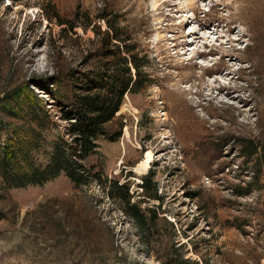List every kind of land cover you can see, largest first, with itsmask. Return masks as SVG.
Segmentation results:
<instances>
[{
	"label": "rangeland",
	"instance_id": "obj_1",
	"mask_svg": "<svg viewBox=\"0 0 264 264\" xmlns=\"http://www.w3.org/2000/svg\"><path fill=\"white\" fill-rule=\"evenodd\" d=\"M143 1L0 0V105L13 93L36 94L56 114L48 89L56 77L96 63L92 25L106 28L103 13L117 16L150 60V84L126 94L110 126L121 125V136L100 140L84 161L92 180L75 187L62 174L12 189L0 180L8 217L0 221V264H264L262 19L236 0H193L192 7L171 0L159 8ZM223 52L229 68L216 64ZM217 78L231 93L215 91L211 100L207 83ZM181 96L196 118L179 119L173 100ZM250 145L259 147L252 158ZM36 156L45 163L46 154ZM145 175L160 199L143 195ZM113 179L154 209L149 230L108 196Z\"/></svg>",
	"mask_w": 264,
	"mask_h": 264
},
{
	"label": "trees",
	"instance_id": "obj_2",
	"mask_svg": "<svg viewBox=\"0 0 264 264\" xmlns=\"http://www.w3.org/2000/svg\"><path fill=\"white\" fill-rule=\"evenodd\" d=\"M98 18L106 23L104 30L100 24H93V19L83 24H93L98 36L96 63L91 69L56 77L53 89H48L56 114L47 107V100L36 94L13 93L0 105V180L5 188L42 186L62 174L75 187L87 184L92 179L84 161L99 151L100 140L113 141L121 136V125L110 126L126 94L138 93L150 84L145 71L150 63L148 55L131 42L126 27L112 13ZM257 146H246L248 157L258 153ZM37 153L47 155L45 163L38 164ZM152 184L153 177L145 175L139 186L145 198L160 199L158 188ZM106 189L140 229L149 230L154 209L134 201L130 185L113 179ZM7 218L0 210V221Z\"/></svg>",
	"mask_w": 264,
	"mask_h": 264
},
{
	"label": "bare ground",
	"instance_id": "obj_3",
	"mask_svg": "<svg viewBox=\"0 0 264 264\" xmlns=\"http://www.w3.org/2000/svg\"><path fill=\"white\" fill-rule=\"evenodd\" d=\"M84 1V0H83ZM86 1V0H85ZM145 2H149L150 0H144ZM143 1V2H144ZM171 0H156V4H158V8L159 7H163V6H169L171 5ZM239 4H240V7L242 8H246V6L249 7L250 12H252L254 15H256L257 17L261 18L262 19V23L264 24V13H260L262 12V8L261 9H258V0H236ZM80 2V1H78ZM133 2V1H132ZM139 4V3H138ZM192 4H193V0H190L189 1V4L187 6H191L192 7ZM172 5H175V4H172ZM147 6V5H146ZM239 6V5H238ZM172 8V7H171ZM237 8V7H236ZM197 10V9H196ZM246 10H244L245 12ZM247 11V12H248ZM196 12V11H195ZM257 14H260V15H257ZM232 30V29H231ZM193 33V36L195 34V32H192ZM197 38V37H195ZM203 39L205 40V44H207L209 42V37L208 36H203ZM200 42V40H199ZM197 54H199V51L196 52ZM229 53V52H228ZM227 52H223L222 54V57L220 58V60L216 63L217 65L219 66H222V67H225V68H229V64L226 62H223V57L226 56L228 54ZM191 65H194L193 63H191ZM218 68V67H217ZM213 70H210L209 68H205L204 69V72L205 73H211ZM204 81V79H202ZM232 80V79H231ZM232 83V82H230ZM175 86L177 85L178 86V83L174 84ZM173 86V85H172ZM236 86L232 87V88H235ZM207 88L209 89V91L211 92L210 95H211V100L215 99L218 97L219 94L221 93H225L226 91V94L229 95L231 92L229 90V88L222 84L220 79L217 78L215 79L212 83H207ZM182 91V90H181ZM217 91L218 95H214ZM179 92V90H178ZM177 94V93H176ZM175 95V94H174ZM179 95V94H178ZM177 95V96H178ZM174 103L177 105H179V109H177L178 111V116L180 115V120L182 121H185V120H191V119H194L196 118V114H194L195 112L194 111H191L190 109V105H188V103L184 104V99L181 97H177L175 98L174 100ZM198 105H201L200 103ZM178 107V106H177ZM193 110V109H192ZM190 122V121H189Z\"/></svg>",
	"mask_w": 264,
	"mask_h": 264
}]
</instances>
